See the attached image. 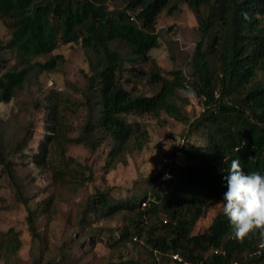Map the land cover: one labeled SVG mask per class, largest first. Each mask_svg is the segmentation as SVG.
Wrapping results in <instances>:
<instances>
[{
    "label": "trees",
    "instance_id": "trees-1",
    "mask_svg": "<svg viewBox=\"0 0 264 264\" xmlns=\"http://www.w3.org/2000/svg\"><path fill=\"white\" fill-rule=\"evenodd\" d=\"M109 1L117 8L109 9ZM180 4L194 15L199 41L187 68L163 71L149 54L158 45L157 17L163 10L172 14ZM0 25L8 32L6 41L0 38V52L9 50L15 59L0 74V103L10 102L31 75L52 71L57 58L52 53L60 47L79 43L87 57L86 84L77 101L85 112L78 135L67 136V125H61L50 103L45 106L50 134L31 154L43 168L47 143L55 140L59 165L49 178L51 188L73 193L92 181L91 173L85 175L66 154L67 145L94 150L106 142L101 169L108 172L141 150L150 136L146 123L130 117L159 121L164 114L185 127L186 142L137 190L124 196L98 188L88 192L76 218L87 231L63 241L52 257L43 256L45 243L30 264H88L83 256L92 246L90 237L118 252L107 264H264L258 234L237 240L222 209L204 231L194 233L205 205L223 200L231 160L239 159L245 172L264 175V0H0ZM137 64H148L146 82L154 90L149 95L131 85ZM186 85L202 107L193 119L180 95ZM26 141H16L11 153L27 158ZM0 166V180L3 174L14 178L16 163L1 147ZM54 197L52 191L31 207L20 192L32 236L39 238V217L56 213ZM116 217L121 225L114 229L92 227V220ZM129 245L134 255L124 253ZM20 247L19 233L10 229L0 242L3 264H25Z\"/></svg>",
    "mask_w": 264,
    "mask_h": 264
},
{
    "label": "rangeland",
    "instance_id": "rangeland-1",
    "mask_svg": "<svg viewBox=\"0 0 264 264\" xmlns=\"http://www.w3.org/2000/svg\"><path fill=\"white\" fill-rule=\"evenodd\" d=\"M108 4L109 9L118 6L112 1ZM155 31L158 34V45L149 52L152 61L163 71L183 66L187 68L199 41L197 22L187 5L180 4L172 14H167L166 10L159 13ZM0 38L5 41L8 39V32L1 25ZM52 56L57 57L52 71L31 75L10 102L0 103V147L6 156L16 163L14 178L3 174L0 180V242L5 240V235L10 229L18 232L21 241L18 256L25 264H30L33 259L42 255L45 243L48 248L43 256L52 257V250L61 246L63 241L72 235L87 231L86 228L78 227L76 218L88 192L98 188L111 195L124 196L129 191L137 190L144 180L166 163L167 157L173 151L176 153V149L186 142L183 137L184 125L164 114L159 121L146 115L130 117L131 120L142 121L149 127L150 136L141 150L132 151L123 163L120 162L114 169L104 172L101 165L109 148L106 142L94 150L80 144L67 145L66 154L80 163L85 175L91 173L92 181L73 193H67L59 187L51 188L49 178L59 165L55 140L47 143L48 154L43 168L37 167L31 155L37 151L38 142L45 138V133L50 134L45 129L48 111L45 106L53 103L61 125H67V136L76 137L85 115L77 101L82 98L86 84L85 75L88 73L87 57L79 43L64 45L55 50ZM14 65V53L9 50L1 51L0 74ZM135 67V73L138 75L131 85L139 93L151 94L154 90L146 82L148 64H137ZM127 68L130 69V66ZM180 95L186 99L185 111L192 119L197 117L202 110L198 99L194 96L185 97L182 93ZM25 127L27 130L24 131ZM20 138H27L24 153L28 157L24 159L17 155V151H10ZM178 160L183 165L188 164L182 161L181 156ZM52 191H55L54 199L57 201L56 213L38 218L39 238L34 237L26 225L27 210L19 201L20 192L28 199L29 206L35 207L38 201L48 198ZM222 201L214 200L205 205L194 233L202 232L210 225L213 217L222 209ZM120 225L121 219L117 217L112 220H92V227L98 230L114 229ZM87 243L92 245L89 253L83 256L88 264H107L116 261L119 256L118 252L108 247L105 242L95 241L93 237H90ZM128 250L131 255L135 254L131 245L124 249V253ZM0 264H3L1 254Z\"/></svg>",
    "mask_w": 264,
    "mask_h": 264
},
{
    "label": "clouds",
    "instance_id": "clouds-1",
    "mask_svg": "<svg viewBox=\"0 0 264 264\" xmlns=\"http://www.w3.org/2000/svg\"><path fill=\"white\" fill-rule=\"evenodd\" d=\"M180 91L185 97L195 95V90L188 85ZM225 163L228 162L225 160ZM228 172L222 211L230 222L234 237L243 242L250 235L258 234L264 242V175L257 171L245 172L239 159L231 160Z\"/></svg>",
    "mask_w": 264,
    "mask_h": 264
},
{
    "label": "built area",
    "instance_id": "built-area-1",
    "mask_svg": "<svg viewBox=\"0 0 264 264\" xmlns=\"http://www.w3.org/2000/svg\"><path fill=\"white\" fill-rule=\"evenodd\" d=\"M173 258H174V259H177V257H176V256H173Z\"/></svg>",
    "mask_w": 264,
    "mask_h": 264
}]
</instances>
